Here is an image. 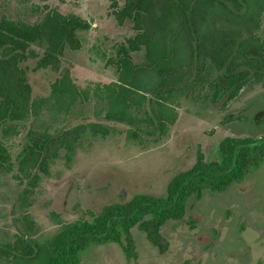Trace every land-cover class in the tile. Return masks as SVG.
<instances>
[{"label": "trees", "instance_id": "1", "mask_svg": "<svg viewBox=\"0 0 264 264\" xmlns=\"http://www.w3.org/2000/svg\"><path fill=\"white\" fill-rule=\"evenodd\" d=\"M111 15L118 27L130 25L132 37L112 47L103 57L117 80L80 88L67 64L66 54L79 51L93 29L87 19L64 14L55 7H38V20L27 22L0 11V132L16 134L27 121L34 122L44 109L66 111L96 100L103 120L125 124L133 138L143 134L163 137L178 117L181 97L206 100L225 107L252 82L264 81V39L260 34L264 0H113ZM33 69L58 74L48 98L34 97L28 62ZM101 112V114H102ZM234 118L230 116L229 119ZM95 125V124H94ZM93 126V125H92ZM82 125L54 134L28 133L16 163L0 143V171L16 168L19 181L29 187L46 173L65 148L68 159ZM260 142V144H257ZM264 161V137L224 138L216 159L200 152L196 163L176 174L165 195L137 194L127 202H114L90 219L64 225L52 238L38 242L18 236L0 244V258L26 264H82L93 246L119 244L126 256H136L132 230L137 227L156 247L164 249L162 229L168 221L183 220L192 199L204 191L222 193L243 182Z\"/></svg>", "mask_w": 264, "mask_h": 264}, {"label": "rangeland", "instance_id": "2", "mask_svg": "<svg viewBox=\"0 0 264 264\" xmlns=\"http://www.w3.org/2000/svg\"><path fill=\"white\" fill-rule=\"evenodd\" d=\"M112 2L0 0V11L33 23L38 20L36 9L50 5L90 21L93 29L83 39L82 49L68 52L65 60L75 83L91 90L117 80L103 54L111 57L112 47L134 34L128 24L117 26ZM259 32L264 39V14ZM27 65L34 97H50L58 74L51 69L34 71L35 61ZM201 94L198 99H178L177 120L166 134L160 138L143 134L142 142L132 137L129 126L103 120V105L96 100L66 111L44 109L34 122L21 124L16 134L3 138L0 132V143L15 164L30 131L41 136L83 128L71 158L65 148L59 149L47 172L38 171L33 187L28 179L16 178V168L11 173L0 171V244L18 236L42 243L64 225L90 219L88 211L100 214L111 203L127 202L137 194L163 196L172 178L189 170L200 152L214 160L226 137H264V81L248 84L225 107L206 100L207 92ZM132 234L136 246L132 259L121 245L109 243L86 251L82 264H264V161L225 192L206 190L200 199H192L183 220L168 221L163 227L164 249L154 246L137 227ZM0 264L26 263L0 258Z\"/></svg>", "mask_w": 264, "mask_h": 264}, {"label": "flooded vegetation", "instance_id": "3", "mask_svg": "<svg viewBox=\"0 0 264 264\" xmlns=\"http://www.w3.org/2000/svg\"><path fill=\"white\" fill-rule=\"evenodd\" d=\"M261 114H263V112H262V113H260V115H261ZM260 115H259V116H260Z\"/></svg>", "mask_w": 264, "mask_h": 264}, {"label": "water", "instance_id": "4", "mask_svg": "<svg viewBox=\"0 0 264 264\" xmlns=\"http://www.w3.org/2000/svg\"><path fill=\"white\" fill-rule=\"evenodd\" d=\"M257 144H260V142H258Z\"/></svg>", "mask_w": 264, "mask_h": 264}]
</instances>
